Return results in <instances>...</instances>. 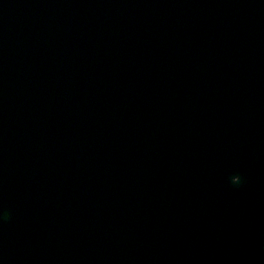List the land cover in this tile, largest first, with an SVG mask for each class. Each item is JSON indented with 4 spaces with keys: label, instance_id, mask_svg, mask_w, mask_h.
I'll return each mask as SVG.
<instances>
[{
    "label": "water",
    "instance_id": "obj_1",
    "mask_svg": "<svg viewBox=\"0 0 264 264\" xmlns=\"http://www.w3.org/2000/svg\"><path fill=\"white\" fill-rule=\"evenodd\" d=\"M0 264H264V0H0Z\"/></svg>",
    "mask_w": 264,
    "mask_h": 264
}]
</instances>
